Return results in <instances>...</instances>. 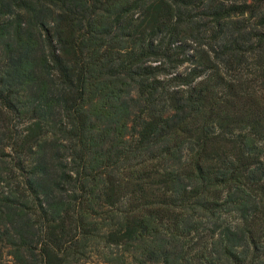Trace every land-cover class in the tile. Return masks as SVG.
<instances>
[{"label": "trees", "instance_id": "16d2710c", "mask_svg": "<svg viewBox=\"0 0 264 264\" xmlns=\"http://www.w3.org/2000/svg\"><path fill=\"white\" fill-rule=\"evenodd\" d=\"M264 264V0H0V264Z\"/></svg>", "mask_w": 264, "mask_h": 264}, {"label": "rangeland", "instance_id": "374dc122", "mask_svg": "<svg viewBox=\"0 0 264 264\" xmlns=\"http://www.w3.org/2000/svg\"><path fill=\"white\" fill-rule=\"evenodd\" d=\"M79 264H96V261L89 260V261L82 262V263H79Z\"/></svg>", "mask_w": 264, "mask_h": 264}]
</instances>
